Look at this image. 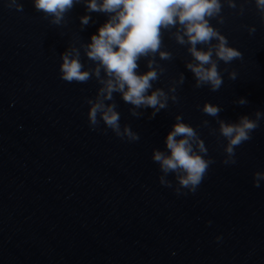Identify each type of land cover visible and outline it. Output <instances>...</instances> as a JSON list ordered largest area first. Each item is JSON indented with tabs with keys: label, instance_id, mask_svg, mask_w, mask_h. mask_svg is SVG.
I'll list each match as a JSON object with an SVG mask.
<instances>
[{
	"label": "water",
	"instance_id": "95a60500",
	"mask_svg": "<svg viewBox=\"0 0 264 264\" xmlns=\"http://www.w3.org/2000/svg\"><path fill=\"white\" fill-rule=\"evenodd\" d=\"M9 2L0 0V264H264V180L253 185L254 174L264 173V21L252 0H234L235 7L222 0L219 17L210 19L241 52L218 62L216 91L196 86L176 29L162 31L160 50L169 58L141 57L138 71L154 61L153 88L166 93L167 106L153 115L114 92L103 102L119 113V136L86 117L89 102L102 98L103 70L99 79L68 82L58 68L61 54L77 49L83 69L93 72L84 45L107 14L76 0L53 23L32 0H17L21 10ZM85 14L90 19L81 24ZM205 102L220 108L217 117L202 111ZM256 112L251 138L229 156L218 121L255 119ZM177 116L213 161L194 192L152 160L153 150L166 151L163 139Z\"/></svg>",
	"mask_w": 264,
	"mask_h": 264
},
{
	"label": "clouds",
	"instance_id": "9594fccd",
	"mask_svg": "<svg viewBox=\"0 0 264 264\" xmlns=\"http://www.w3.org/2000/svg\"><path fill=\"white\" fill-rule=\"evenodd\" d=\"M76 0H32L35 9L50 14L53 23H59L64 13L70 9ZM87 12H102L107 14L105 21L94 33H90L88 42L84 45L87 58L95 62L92 73L83 69L80 53L77 49L61 54L59 77L65 81L84 82L90 75L100 78L101 70L104 79L98 90L96 101L89 102L86 117L91 125L102 121L109 129L120 135L119 113L114 105L104 104L111 100L117 92L121 99L136 108L147 107L154 115L167 106L169 97L161 88H153V81L158 78L154 61H146V70L138 71L141 57L157 54L161 59H168L169 53L162 51V31L175 28L174 37L177 43L187 44V52L192 61L185 67L193 74L196 86L207 85L216 91L222 84V76L218 70V62L230 63L238 59L241 52L229 45L213 25L210 19L218 18L222 9V0H83ZM229 7H235L234 0H227ZM264 21V0H252ZM17 10L22 5L17 0L7 4ZM81 24H87L90 17L80 16ZM219 22H223L222 18ZM254 31L253 27L249 32ZM202 45L203 47H197ZM229 78L234 79L235 73L229 72ZM183 82V76L180 77ZM174 91V89H170ZM175 99V97H173ZM244 104L245 100L238 101ZM202 111L212 117H217L220 108L215 104L205 102ZM255 119L241 115L235 122L218 121L219 133L226 140L225 152L234 156V146L251 138V133L258 126L260 112L255 113ZM124 132L131 139L138 137L127 128ZM163 145L166 151L153 150L152 160L160 170L167 174L171 172L181 188L194 192L203 179L211 159L205 158V145L197 137L195 129L183 122L180 116L166 132ZM222 163H234L225 160ZM264 180V173H255L253 185L259 186ZM161 185L167 182L159 178ZM177 193L180 191L177 189ZM217 240L220 237H216Z\"/></svg>",
	"mask_w": 264,
	"mask_h": 264
}]
</instances>
